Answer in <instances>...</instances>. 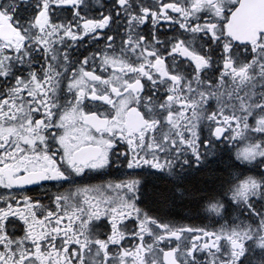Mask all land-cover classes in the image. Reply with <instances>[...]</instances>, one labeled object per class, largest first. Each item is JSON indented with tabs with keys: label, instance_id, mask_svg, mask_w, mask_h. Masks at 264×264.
<instances>
[{
	"label": "snow or ice",
	"instance_id": "1",
	"mask_svg": "<svg viewBox=\"0 0 264 264\" xmlns=\"http://www.w3.org/2000/svg\"><path fill=\"white\" fill-rule=\"evenodd\" d=\"M0 264H264V0H0Z\"/></svg>",
	"mask_w": 264,
	"mask_h": 264
}]
</instances>
